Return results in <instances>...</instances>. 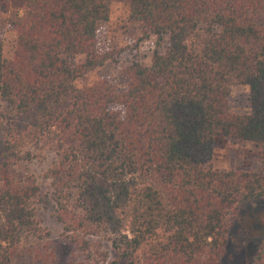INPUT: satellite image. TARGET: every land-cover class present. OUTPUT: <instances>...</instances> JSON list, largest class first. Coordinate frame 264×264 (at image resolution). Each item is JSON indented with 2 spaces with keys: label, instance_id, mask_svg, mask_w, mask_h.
Segmentation results:
<instances>
[{
  "label": "trees",
  "instance_id": "1",
  "mask_svg": "<svg viewBox=\"0 0 264 264\" xmlns=\"http://www.w3.org/2000/svg\"><path fill=\"white\" fill-rule=\"evenodd\" d=\"M113 1L25 0L3 20L0 0V264L41 236L39 207L89 262L226 264L242 210L264 202V171L211 165L221 139L264 148V0H130L150 65L126 66L124 88L81 89L109 60L98 32ZM233 87L248 89V113L231 111ZM32 149L55 158L48 192L15 173ZM249 264H264V241Z\"/></svg>",
  "mask_w": 264,
  "mask_h": 264
},
{
  "label": "rangeland",
  "instance_id": "2",
  "mask_svg": "<svg viewBox=\"0 0 264 264\" xmlns=\"http://www.w3.org/2000/svg\"><path fill=\"white\" fill-rule=\"evenodd\" d=\"M25 0H11L4 7L3 20L10 12L23 9ZM130 0H114L110 20L102 24L98 32L100 49L109 55L106 65L77 81L81 89L89 88L102 80H108L119 88L127 85L124 69L134 60H140L150 65L154 51V42L145 40L139 24L129 20ZM1 37L4 41L3 55L5 58L13 56L17 34L2 24ZM230 108L233 113L245 114L250 111L249 91L244 87H233L230 95ZM2 137L0 132V147ZM33 161L22 162L15 168L18 178L34 176L48 192L49 181L45 178L46 171L52 166L54 156L50 153L39 155L37 149H32ZM212 168L217 171L249 170L260 173L264 171V148L252 143H235L221 139L214 147ZM39 207L36 220L43 229L40 237L25 239L21 248V256L16 264H44L42 259L57 258L60 264H99L96 260L86 261L75 249L65 247L61 242V229L55 226L49 210ZM232 229L228 260L226 264H249L259 244L264 241V202L254 206H247ZM60 243L62 247H60Z\"/></svg>",
  "mask_w": 264,
  "mask_h": 264
}]
</instances>
